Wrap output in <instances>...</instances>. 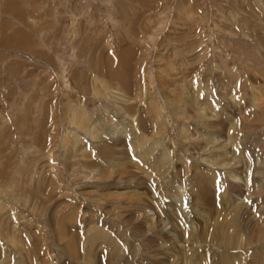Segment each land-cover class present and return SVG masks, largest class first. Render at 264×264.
<instances>
[{"label": "rangeland", "instance_id": "1", "mask_svg": "<svg viewBox=\"0 0 264 264\" xmlns=\"http://www.w3.org/2000/svg\"><path fill=\"white\" fill-rule=\"evenodd\" d=\"M0 264H264V0H0Z\"/></svg>", "mask_w": 264, "mask_h": 264}, {"label": "bare ground", "instance_id": "2", "mask_svg": "<svg viewBox=\"0 0 264 264\" xmlns=\"http://www.w3.org/2000/svg\"><path fill=\"white\" fill-rule=\"evenodd\" d=\"M117 93V92H116Z\"/></svg>", "mask_w": 264, "mask_h": 264}]
</instances>
